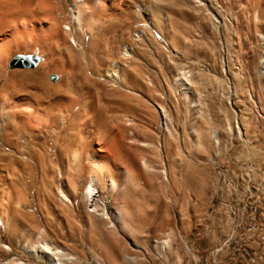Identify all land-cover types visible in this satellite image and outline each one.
I'll return each instance as SVG.
<instances>
[{"label": "rangeland", "instance_id": "1", "mask_svg": "<svg viewBox=\"0 0 264 264\" xmlns=\"http://www.w3.org/2000/svg\"><path fill=\"white\" fill-rule=\"evenodd\" d=\"M109 1L0 78V264H264V0Z\"/></svg>", "mask_w": 264, "mask_h": 264}, {"label": "bare ground", "instance_id": "2", "mask_svg": "<svg viewBox=\"0 0 264 264\" xmlns=\"http://www.w3.org/2000/svg\"><path fill=\"white\" fill-rule=\"evenodd\" d=\"M116 1L117 0H111L109 2L112 6H115ZM68 2L71 7L70 10H68V14L69 11L71 13L68 16L66 25L71 26L73 24L79 31L82 30V26L84 24L88 26L90 25L92 20V7L97 6V8H99L102 7L103 4V0H68ZM60 7L64 8L63 0H0V78L8 72L7 64L11 56L21 48H25V45L28 46L30 41L35 40L36 42H41L43 40H55V35L57 34V37L59 35L58 32L60 31L58 28L60 27V24L58 25V23H55V11L59 10ZM147 9L150 11L151 8ZM152 11L148 15L150 18L154 16ZM146 12L148 11L146 10ZM59 13L67 15L65 9L63 12L61 11ZM150 20H152V18ZM143 34L144 33L142 31V34L140 35ZM75 41L74 44H76ZM44 68L45 67L43 66L41 69ZM115 75L117 78H120L117 71L115 72ZM51 77L52 76H48L46 73L43 78L44 81L47 82L51 81ZM57 77L56 79L53 78V81L51 82H55L58 79ZM10 101L11 100H8L9 103ZM8 102H5V105H7L6 103ZM85 196L88 199L90 198V200H92L94 196V190L92 189L91 183L85 190ZM56 252L59 255L62 254V251L57 250ZM54 261V264H58L57 260Z\"/></svg>", "mask_w": 264, "mask_h": 264}, {"label": "water", "instance_id": "3", "mask_svg": "<svg viewBox=\"0 0 264 264\" xmlns=\"http://www.w3.org/2000/svg\"><path fill=\"white\" fill-rule=\"evenodd\" d=\"M20 58L21 59H25L26 61H28V60H34L35 59V63L38 61V58L37 57H35V56H32V55H27V56H20Z\"/></svg>", "mask_w": 264, "mask_h": 264}]
</instances>
